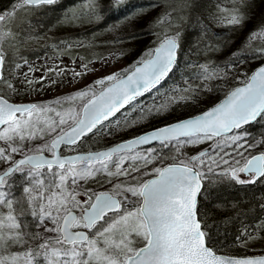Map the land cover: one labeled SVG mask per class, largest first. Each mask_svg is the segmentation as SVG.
<instances>
[{"label":"snow or ice","instance_id":"1","mask_svg":"<svg viewBox=\"0 0 264 264\" xmlns=\"http://www.w3.org/2000/svg\"><path fill=\"white\" fill-rule=\"evenodd\" d=\"M55 3L57 0H19L13 9ZM246 4L247 0H239V5ZM239 5L221 16L220 22L242 25L245 15ZM96 7L93 0L94 15H98ZM12 15L13 12L0 14V26L6 27ZM68 19L74 21L78 17ZM163 21L164 17L158 20ZM261 37L264 29L252 32L248 39ZM9 38L15 39L16 33L0 31V44ZM179 39L178 30L174 35H166L148 58L138 60L130 70L98 78L93 86L77 91L66 100L57 99L46 105L13 104L0 96V141L6 145L0 147V161L12 162L0 172V264H264V257L218 255L213 249L216 240L207 213L201 211L208 174L217 180L226 178L242 185L255 184L264 178V153L247 159L243 166L230 165L216 172L221 163L229 164L224 159L231 155L226 148L244 147L240 141L249 133L246 129L239 130L258 118L264 120V66L243 87L231 90L222 102L208 110L122 140L103 151L90 148L86 153L82 151L87 146L83 138L111 137L119 129L133 128L149 115L173 114L179 107L195 104L201 93L212 92L214 87L209 81L226 77V69L231 65L212 67L210 62H205L196 65L195 86L185 81L183 86L173 85L167 92H161L158 86L177 65ZM65 47H84V44L68 43ZM208 47L216 50L215 46ZM253 53L264 58V45ZM90 62L82 67L86 69ZM240 62L237 57L236 65ZM4 65L5 52L0 47V84L15 92L16 88L3 75ZM72 75L79 77L81 72L72 70ZM94 86L102 88L98 95ZM154 89L157 95L152 103L141 104L139 98ZM76 99L86 101L79 111L72 106L63 107L65 102ZM46 137H52L50 142ZM34 140L42 143L33 146ZM154 142L160 147L145 149L147 155L134 151ZM207 142L211 143L198 154L180 158L183 147ZM61 145L81 154L62 155L57 151ZM165 149L172 153L167 156L172 163L155 166L165 160ZM25 150L37 154L13 160V153ZM44 151L50 152L52 158H46ZM150 164L153 166L148 168ZM144 170L152 175L151 179L128 185L114 184L109 179L113 192L88 189L84 193L87 200L82 203L76 199L80 181L97 176H131L135 180L133 173L143 175ZM16 173L24 174L26 180L20 198L12 191L11 178ZM240 173L249 178H241ZM27 215L33 217L36 230L30 231L21 219ZM74 228L83 230L71 231ZM245 235L253 238V233L246 229ZM13 248L18 250L13 252Z\"/></svg>","mask_w":264,"mask_h":264},{"label":"rangeland","instance_id":"2","mask_svg":"<svg viewBox=\"0 0 264 264\" xmlns=\"http://www.w3.org/2000/svg\"><path fill=\"white\" fill-rule=\"evenodd\" d=\"M258 1L247 0L246 5H239V0H221L220 5H217L215 9L204 10L206 18L211 23L210 29L212 30V35L210 37H204L201 39L202 42L200 41L203 50H210L205 53L206 56L199 57V60L202 61L198 64L211 62L208 60L219 53L221 37H224L222 35L231 30L240 29L250 13L248 7H255L259 4L257 3ZM99 3L100 0H96V12L98 15L93 14V0H80L72 5L66 6L60 13L51 16L46 13L48 11L46 6L14 9L12 17L7 20L6 27L0 26V31L10 30L15 32L16 38L4 40L0 44V47L5 52V65L2 70L3 75L16 88V91L12 92L5 85L0 84V96L13 103H36L45 105L51 104L57 99L66 100L69 96H75L77 91L84 90L88 86H93V82L96 79L127 69L131 65L135 47L142 44V42H137L134 39L135 35L143 33L148 29L156 28L146 38L149 37L150 42L148 45L154 41H159L160 43L166 35H174L177 30L180 32L182 22L186 19L189 12V0H112L115 9H122L121 16L108 27L101 28L99 27V24L102 23L100 20L101 11ZM238 5L240 11L245 15L244 23L234 26H229L226 22L222 24L219 18L227 15L230 10ZM69 17H78V19L70 21L68 19ZM160 17H164L163 22H158ZM220 33V37L216 36V34ZM80 42H83L84 47H65L68 43L78 44ZM148 45L147 47L146 45L143 46L145 52H148V50L150 52ZM208 45L215 46L216 50H211ZM113 53L116 55H113ZM88 61L91 62L87 63V68H83L82 64ZM196 65L193 63L190 64L189 70L196 68ZM49 69H55V71H50ZM72 70L81 72V75L73 78ZM186 72L184 77H180L171 84L165 83L162 85L161 83L158 86L160 91L167 92L173 85L183 86L185 81L193 84L197 83L195 79L197 72H193L191 77ZM42 77H44L43 80L41 79ZM28 81H31V83H28ZM202 82L199 81V83ZM105 86L107 85L103 87ZM101 89V86H94L96 94ZM156 95V90L154 89L152 93L146 94V97L140 99V103L150 105ZM84 102L86 101L81 99L67 101L63 107L66 109L72 106L79 111ZM120 115V113H117V116ZM132 115L135 116L136 113L134 112ZM159 116L149 115L133 128L119 129L111 137H103L100 139L96 137H91L90 139L85 137L83 139L87 141V146L84 150H88L89 148H107L122 140L136 136L143 129H146L156 122ZM112 119H115V117ZM245 129L249 135L245 137L246 143L245 140L240 141L244 147L233 145L232 147L226 148L225 151L231 153L230 156H224V159L228 160L229 164L221 163L220 168L216 169L217 173L221 169H227L230 165L235 167L243 166L245 161L250 157L264 153V143H261L264 140V120L259 119L253 126L244 127V129L239 131H244ZM89 135L91 136V134ZM46 139L50 142L52 137H46ZM31 143L35 146L42 143V141L34 140ZM208 143L211 142L183 147L181 149L183 156L180 158L198 154L200 150L208 147ZM249 145H252V147H249ZM5 146L4 142L0 141V147ZM154 146L157 148L160 147L159 144H153L134 151L142 155H147L148 153L145 152V149H151ZM63 151L68 154L76 153L70 152L67 147L63 148ZM44 152L49 155L51 154L48 151ZM29 153L35 152L25 150L23 153H13L12 158L13 160H18L20 157ZM238 153H242L243 155H238ZM164 154L166 155L165 160L162 163H157L155 166L159 167L172 163L167 158L172 153H169V150L165 149ZM217 160H219V157H217ZM236 161H239V164ZM11 163V161H0V172L11 166ZM137 163L140 162L137 161ZM152 166L150 164L148 168ZM125 167H128V165H125ZM53 170L55 171L56 169L54 168ZM239 175L243 179H248L243 173ZM133 176L136 177L135 180L131 176H122L119 178L97 176L95 179L88 178L80 181V188L77 189L79 195L76 196V199L82 203L87 200V196L84 193L88 189H91L92 192H113L114 189L112 184L108 182L109 179L114 184L122 183L123 185H128L152 178V175L147 170H144L143 175L134 172ZM208 176L209 179L204 181L205 187L238 184L226 178L217 180L211 174H208ZM11 179L13 181L12 191L17 198H20L21 189L26 184L24 174L16 173ZM84 206L86 207L87 205L85 204ZM21 219L29 226L30 231L36 230L33 217L27 215L21 217ZM45 224L51 226L47 221H45ZM74 229L79 230L78 228ZM38 230L44 233L43 228H39ZM254 231L250 230V233ZM44 234L48 235L47 233ZM240 237L242 240L239 246H243L244 244L245 246H249L250 250L256 252L253 256L264 255V251H262L264 250V227H259L258 231L253 233L252 239H248L244 231ZM17 250L16 248L11 249L13 252Z\"/></svg>","mask_w":264,"mask_h":264},{"label":"trees","instance_id":"3","mask_svg":"<svg viewBox=\"0 0 264 264\" xmlns=\"http://www.w3.org/2000/svg\"><path fill=\"white\" fill-rule=\"evenodd\" d=\"M78 1L80 0H59L53 5H47L48 11L46 13L49 16L56 15L63 11L66 6ZM18 2L19 0H0V14L12 9L13 5ZM220 3L221 0H189V12L186 19L182 22L179 32L180 48L177 65L174 67L173 72L169 74V77L162 82V85L165 83L171 84L180 77H184L186 71L189 73V77L193 75V72H197L196 68L189 70V65L200 63L202 60H199V57L206 56L205 53L210 49L203 50V46L200 45L201 39L212 35L211 23L206 18L204 10H213ZM257 3H259L257 4L258 6L248 7L250 13L240 29L231 30L222 35L224 37H221L219 53L208 60L211 61L212 67L215 65H231L226 69V77L222 80L209 81V84L214 87L212 92L201 93L199 101L191 106L179 107L173 114L164 113L160 115L157 117L156 122L143 129L141 133L166 123L184 119L189 115L198 114L212 107L220 102L232 89L248 81L251 74L264 64V58L253 53L254 49L258 50L259 46L264 45V37L256 40L248 39L252 32L264 29V0H259ZM99 5L101 11L100 20L102 21L99 27H108L121 16L122 9H115L112 0H100ZM153 29L156 28L148 29L134 36V39L137 42H142V44L135 47L131 65L127 69L130 70L131 66L138 60L147 58L148 49L150 48V52H152L155 46L159 44V41H154L148 45L150 41L149 37L146 38V36L153 33ZM220 35L221 33L216 34L219 37ZM145 45L146 47L148 45V52H145V49L143 50ZM234 54L236 55L234 56ZM237 57L241 61L238 66L236 65ZM144 97H146V94ZM201 211L207 213L206 219L216 240L213 245L214 251L229 256H253L256 252L250 250L249 246H245V244L239 246L242 240L240 236L243 231L245 232V229L250 232V230L258 231L259 227H264V178H260L255 184L250 185L206 186Z\"/></svg>","mask_w":264,"mask_h":264},{"label":"water","instance_id":"4","mask_svg":"<svg viewBox=\"0 0 264 264\" xmlns=\"http://www.w3.org/2000/svg\"><path fill=\"white\" fill-rule=\"evenodd\" d=\"M58 1V0H57ZM14 11V9H11V10H6L5 12H3L2 14H6V13H8V12H13ZM159 45V44H158ZM158 45L156 46V47H158ZM155 47V48H156ZM154 48V49H155ZM261 66H264V64H262ZM260 67V66H259ZM259 67L251 74V75H253L258 69H259ZM251 77V76H250ZM249 80V79H248ZM108 86V85H107ZM107 86H105V87H107ZM244 86V84H242V85H240V86H237V87H243ZM236 88V87H235ZM234 88V89H235ZM233 90V89H232ZM100 91H102V89L100 90ZM99 91V92H100ZM99 92L97 93V95L99 94ZM231 92V91H230ZM229 92V93H230ZM228 93V94H229ZM227 94V95H228ZM226 95V96H227ZM226 96L220 101V102H222L225 98H226ZM3 98V97H2ZM3 99H5V98H3ZM10 102V101H9ZM220 102H218L217 104H219ZM10 103H13V102H10ZM13 104H30V103H13ZM216 105V104H215ZM215 105H213L212 107H214ZM212 107H209V108H207V109H205V110H208V109H210V108H212ZM201 113V112H200ZM199 114V113H198ZM258 120H259V118H258ZM257 120V121H258ZM257 121H255V122H252L251 124H249V125H252V124H255ZM249 125H245L244 127H246V126H249ZM154 129V128H153ZM153 129H150V130H147V131H145V132H150L151 130H153ZM66 130H68V129H66ZM144 133V132H143ZM142 134V133H141ZM140 135V134H139ZM137 136V135H136ZM121 142V141H120ZM120 142H118V143H120ZM118 143H116V144H114V145H112V146H110V147H107V148H103V149H100V150H96V151H103V150H106V149H108V148H111V147H114L115 145H117ZM153 144H157V143H153ZM152 144V145H153ZM148 146H151V145H144V146H139L138 148H136V149H140V148H144V147H148ZM62 147H66V146H64V145H61L60 147H59V149H57V151L60 153V154H62L61 153V149H62ZM135 149V150H136ZM84 153H86V152H84ZM37 153H29V154H26V155H36ZM46 158H49V159H51L52 158V154H47V153H45V152H43L42 153ZM77 154H81L80 152H77V153H72V154H62V155H65V156H68V155H77ZM256 155H259V154H256ZM23 158H25V155L24 156H22V157H20L19 159H23ZM251 158V157H250ZM249 158V159H250ZM18 159V160H19ZM245 176H248L247 174H245V173H243ZM151 179V178H150ZM119 198V197H118ZM77 214V213H76ZM81 230H83V229H81ZM71 231H80V229L79 230H75V229H71ZM218 255H223V256H227V257H232V258H260V257H264V255H257V256H246V257H239V256H229V255H225V254H221V253H217Z\"/></svg>","mask_w":264,"mask_h":264},{"label":"flooded vegetation","instance_id":"5","mask_svg":"<svg viewBox=\"0 0 264 264\" xmlns=\"http://www.w3.org/2000/svg\"><path fill=\"white\" fill-rule=\"evenodd\" d=\"M63 148H65V147H62V149H61V153H62V154H68V153H64ZM102 149H103V148H102ZM91 150L96 151V150H100V148L91 149ZM82 151H83V152H87V150H82ZM76 153H77V152H76ZM246 178H249V176H246ZM76 213H77V215H78L80 212L76 210Z\"/></svg>","mask_w":264,"mask_h":264}]
</instances>
